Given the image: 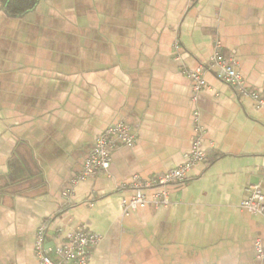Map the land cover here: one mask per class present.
Instances as JSON below:
<instances>
[{
  "label": "crops",
  "instance_id": "obj_1",
  "mask_svg": "<svg viewBox=\"0 0 264 264\" xmlns=\"http://www.w3.org/2000/svg\"><path fill=\"white\" fill-rule=\"evenodd\" d=\"M218 40L264 101V0H40L21 17L0 0V264H40L43 225L53 247L100 235L91 264H264V214L242 207L264 191V106L218 78ZM197 119L206 161L168 207L124 216L123 187L183 166ZM118 123L135 145L74 184Z\"/></svg>",
  "mask_w": 264,
  "mask_h": 264
},
{
  "label": "built area",
  "instance_id": "obj_2",
  "mask_svg": "<svg viewBox=\"0 0 264 264\" xmlns=\"http://www.w3.org/2000/svg\"><path fill=\"white\" fill-rule=\"evenodd\" d=\"M178 47V44L176 45ZM222 42L216 41L215 52L212 58L214 67L217 68L218 78L227 85L238 89L245 95L257 100L259 107L264 106V101L257 93L245 88L243 78L237 71L236 61L233 57H227L222 51ZM192 80L196 93L207 87L204 79V71L199 68L195 71H186ZM198 114H196L197 118ZM197 121V136L193 141L192 151L186 155V163L159 177L144 180L136 176L128 187H123L134 194L130 199L123 200V215L129 216L139 209L154 207H168L171 204L168 186L184 183L191 170L198 164L206 161V153L203 149V130ZM136 137L131 128L118 123L108 127L94 142V147L85 163L83 171L73 180L76 184L99 174H107L113 162V153L121 146L133 147ZM248 197L242 203V207L253 213L264 214V191L261 185H249L246 188ZM147 192H151L150 195ZM69 193L66 194L68 197ZM47 227L41 226L38 230L35 242V254L40 264H91V249L101 240V236L90 232L85 227L78 229L70 235V240L59 247L49 245L47 240Z\"/></svg>",
  "mask_w": 264,
  "mask_h": 264
},
{
  "label": "trees",
  "instance_id": "obj_3",
  "mask_svg": "<svg viewBox=\"0 0 264 264\" xmlns=\"http://www.w3.org/2000/svg\"><path fill=\"white\" fill-rule=\"evenodd\" d=\"M9 16L21 17L33 10L40 0H2Z\"/></svg>",
  "mask_w": 264,
  "mask_h": 264
},
{
  "label": "water",
  "instance_id": "obj_4",
  "mask_svg": "<svg viewBox=\"0 0 264 264\" xmlns=\"http://www.w3.org/2000/svg\"><path fill=\"white\" fill-rule=\"evenodd\" d=\"M20 175V184L19 185H23L26 181H27V179H25L24 177H23V174L22 173H20L19 174Z\"/></svg>",
  "mask_w": 264,
  "mask_h": 264
}]
</instances>
